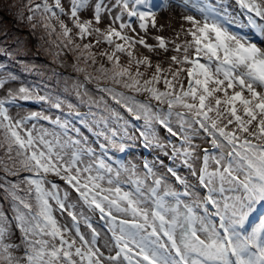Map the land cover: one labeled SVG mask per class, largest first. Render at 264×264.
Returning a JSON list of instances; mask_svg holds the SVG:
<instances>
[{
  "label": "snow or ice",
  "instance_id": "1",
  "mask_svg": "<svg viewBox=\"0 0 264 264\" xmlns=\"http://www.w3.org/2000/svg\"><path fill=\"white\" fill-rule=\"evenodd\" d=\"M173 7L21 0L18 18L43 30L53 62L70 56L83 76L73 89L88 111L68 103L78 120L13 116L18 100L58 111L65 101L7 89L16 77L0 73V264H264V0H183L179 28L169 20L174 35H159L165 25L153 9ZM93 83L98 99L86 87ZM109 101L143 124L131 125ZM76 123L100 138L99 155ZM154 125L179 140L170 153ZM130 127L144 147L188 168L196 186L171 167L183 190L147 162H107L109 149L125 152ZM198 136L210 147L197 146ZM93 216L106 228L102 242Z\"/></svg>",
  "mask_w": 264,
  "mask_h": 264
},
{
  "label": "rangeland",
  "instance_id": "2",
  "mask_svg": "<svg viewBox=\"0 0 264 264\" xmlns=\"http://www.w3.org/2000/svg\"><path fill=\"white\" fill-rule=\"evenodd\" d=\"M175 7L167 11H161L158 13L157 23L158 25H165L164 31L158 33L159 35L165 37H171L174 35L172 29L168 27V21L171 20L172 28L178 29L181 21V13L185 11L183 7V0H173ZM21 3V0H0V73L7 78L10 75L16 77L15 80H8L6 88L11 89L14 92L19 89V87L24 86L31 88L34 93L40 95H52L57 96L65 101V106L62 111L51 108L47 104L33 102L38 106L35 111L43 112L46 115H50L53 119L57 116L62 118H67L70 121L78 120L77 117L69 116L67 104H73L82 114L88 111V107L85 104H81L77 98L75 91L73 89V81L76 79L83 80V76H77L73 71L71 65L73 63L72 58H62L60 62H53L52 56L49 54L48 46L45 43V39H41L43 35V30L38 28L35 32L31 30L30 25L26 21H21L17 16V9ZM62 3L67 8L68 0H62ZM15 5V7L13 6ZM83 16L89 15V13H82ZM67 21V17H62ZM55 23V22H53ZM69 26L70 25V22ZM103 27V25H101ZM150 31H154L151 30ZM247 32L248 29H244ZM75 30H73V35ZM91 39V38H89ZM88 42V41H85ZM148 43H154V41L149 38ZM106 45H98L94 51L97 53L104 48ZM145 54H148L146 50H141ZM139 54V53H138ZM171 55V53H169ZM98 63L101 62L102 58L97 57ZM157 58L153 57V61ZM160 59H164L163 56ZM121 63H126V58L122 57ZM166 66V65H165ZM143 71V69H141ZM151 74L149 70L148 75ZM186 83V82H185ZM89 92L94 98H99L100 93L96 92L95 84L86 85ZM161 89L163 85H158ZM6 95L5 90H0V97ZM138 100H144L143 96H137ZM32 103V101H16V105L10 106V113L15 116L17 113L20 115H26L31 109L21 107ZM109 104L128 119L131 125H135L137 128L143 124V121H134L123 109H120L117 105ZM18 106V107H16ZM96 111V109H93ZM47 128H53L52 125L45 121H40ZM76 129H78V135L86 140L92 147H94L99 155L101 149L98 147L101 142L94 131L89 130L87 126H81L76 123ZM156 128L157 135L162 141L170 142L168 145V152H171V143L179 145V140L175 137H171L166 131L160 128L159 125H154ZM177 125L174 123L173 128ZM129 134L133 136V139L129 140L125 138L123 141L125 143V152L121 153L112 149H109L107 156L103 157L107 162L113 165H119L123 163H131L136 166V168H142L143 163L147 162L151 165H155V169L158 170L159 175H164L168 182L172 184L179 190H183V186L176 184L174 177H171L167 173L169 167L188 181L193 187L196 186V177L190 174V170L184 167L179 160H172L168 156H165L164 151L155 148H146L143 146V142L139 137V133L136 132L135 128H129ZM77 135V133H73ZM194 143L197 146L210 147L209 144L204 142V137L198 136L194 137ZM163 160V165L160 161ZM3 173L0 172V177ZM14 179V178H9ZM58 183H62L57 181ZM6 207V206H5ZM59 216V214L57 213ZM258 222V221H254ZM92 223L94 226L98 227L101 232V242L106 234V228L102 227V222L98 221L96 216H93ZM82 227V230L87 231ZM110 235V234H109Z\"/></svg>",
  "mask_w": 264,
  "mask_h": 264
}]
</instances>
